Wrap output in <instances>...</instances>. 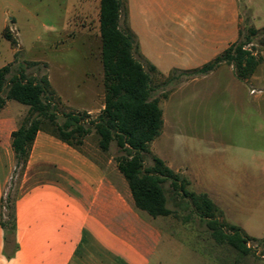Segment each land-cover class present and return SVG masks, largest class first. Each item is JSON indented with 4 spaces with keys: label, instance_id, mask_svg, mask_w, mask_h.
<instances>
[{
    "label": "crops",
    "instance_id": "1",
    "mask_svg": "<svg viewBox=\"0 0 264 264\" xmlns=\"http://www.w3.org/2000/svg\"><path fill=\"white\" fill-rule=\"evenodd\" d=\"M124 8L126 24L122 28L121 15L120 28L134 35V57L149 74L152 89L153 74L171 80L177 79L175 72L192 73L160 102L163 129L168 110L178 140L183 142L185 164L202 166L213 180L221 182L224 197L231 199L232 214L237 215L236 226L244 230L238 217L248 199L264 197V160L255 168L244 160L231 159L223 165L212 148L206 159L205 154L193 150L206 146V138L199 136L194 122L181 121L180 115L190 118L197 103L214 97L223 105L240 109L247 118L264 113L260 104L264 98V51L259 55L262 62L247 81L239 80L227 64L205 74L199 72L238 42L248 23L256 30L264 27V0H127ZM4 25L3 30L7 21ZM18 51H23L20 43L18 48H6L9 58L4 66L14 62ZM46 74L56 97L70 111L99 115L104 109V72L103 89L92 107L85 102L90 96L88 89L79 85L74 99L54 80L51 68ZM251 89L260 92L251 94ZM16 104L20 103L7 100L0 110V207L17 169L12 134L29 111L28 106ZM162 152L167 153L166 147ZM164 218H152L136 208L127 182L111 161L104 166L39 131L15 189L11 239L6 240L0 222V264H151L158 249L170 243Z\"/></svg>",
    "mask_w": 264,
    "mask_h": 264
},
{
    "label": "rangeland",
    "instance_id": "2",
    "mask_svg": "<svg viewBox=\"0 0 264 264\" xmlns=\"http://www.w3.org/2000/svg\"><path fill=\"white\" fill-rule=\"evenodd\" d=\"M121 2L123 28L126 24L124 7L127 0ZM4 21H7L5 28L19 39L23 50L19 59L16 61L15 58L12 62V74L23 70L27 76L41 77L47 73L49 67L54 80L58 81L66 92L71 93L74 99H77L75 93L79 90V85L82 89H88L90 96L85 99L86 105L94 106L98 92L103 89L102 44L99 32L97 33L99 0H0V68L9 58L5 53L6 48L11 50L10 43L3 38ZM252 26L248 23V26L243 28V40ZM251 39L252 45L247 48L260 55L264 51V27L258 29V33ZM32 59L43 61L28 65L27 61ZM174 75L177 79L173 77L171 80H164L153 74L152 98L164 103L181 79L192 76V73L175 72ZM254 92L260 90H250L251 94ZM260 104L264 110V98ZM58 109V122L63 123L61 113H68L70 109L64 104H60ZM88 115L95 119L98 114ZM180 117L181 121L194 122L198 126L199 136L206 138V146L193 149L205 154L206 159L209 148H212L222 164L231 159L244 160L255 168L264 160V113L247 118L240 109L223 105L220 99L214 97L210 102L207 99L197 103L190 118H186L185 114ZM166 118L167 124L161 136L151 143L150 153L145 154L146 167L153 164L154 156L159 157L179 175L187 190L208 194L219 209L218 217L222 223L236 225L234 218L237 215L232 214L229 206L231 199L224 197L219 186L221 182L213 180L208 172H204L202 166L185 164L183 142L178 140L176 124L169 117L168 110ZM91 131L81 147L82 152L104 166H107L109 161L111 165L117 166L115 158L123 154L117 143L113 141L109 150L102 152L98 148V136L93 128ZM188 146L193 145L191 143ZM164 147L167 153L162 152ZM19 176L20 170L16 169L4 193V199H7L8 194L15 193ZM163 188L167 207L172 212L162 220L170 243L158 249L157 257L151 264H264L260 240L264 238V197L248 199L244 212L238 217V222L245 232L258 240L249 243L251 252L242 256L230 246H220L214 242L210 230L190 201L181 194H176L170 180L163 184Z\"/></svg>",
    "mask_w": 264,
    "mask_h": 264
},
{
    "label": "trees",
    "instance_id": "3",
    "mask_svg": "<svg viewBox=\"0 0 264 264\" xmlns=\"http://www.w3.org/2000/svg\"><path fill=\"white\" fill-rule=\"evenodd\" d=\"M121 14V0H99L105 101L104 109L95 119H91L87 112L70 111L61 113L63 123H59L58 107L61 102L51 88L47 74L41 77L27 76L23 70L12 74L13 63L0 69V110L7 100L29 107L20 127L12 134L17 169L20 174L24 171L39 131L82 152L85 138L93 128L99 139L98 148L102 152H107L110 144L115 141L123 153L115 161L118 171L128 184L136 208L152 218L171 215L163 188V184L170 180L176 194H181L190 201L217 245H227L242 256L248 255L252 250L248 244L258 240L236 225L222 223L218 217V207L207 194L187 190L179 175L159 157L154 156L153 164L146 167L145 154L150 153L151 143L163 130V111L160 101L152 98L149 74L134 57V35L129 30L120 28ZM247 31L248 35L244 40L243 33H240L238 42L207 63L199 72L205 74L221 64H227L234 68L239 80H249L262 58L253 49L247 48L252 45L251 38L258 30L250 27ZM3 37L14 48H18V40L8 28L4 29ZM20 54L21 51L16 53V61ZM0 222L6 232V240L11 239L15 229V193L2 199ZM261 246L264 255V239L261 240Z\"/></svg>",
    "mask_w": 264,
    "mask_h": 264
}]
</instances>
